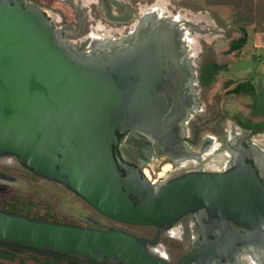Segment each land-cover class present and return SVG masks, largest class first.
<instances>
[{"label": "water", "instance_id": "obj_1", "mask_svg": "<svg viewBox=\"0 0 264 264\" xmlns=\"http://www.w3.org/2000/svg\"><path fill=\"white\" fill-rule=\"evenodd\" d=\"M110 1L126 12L115 15L101 0L107 18L140 23L119 42L102 38L105 51L85 52L65 37L73 25H55L35 2L0 0V155L15 156L115 221L165 229L185 213L206 208L212 226L223 232L176 264L229 261L241 249L264 255V180L258 165L263 149L240 141L232 169L191 172L159 185L114 150L117 132L133 130L159 140L167 136L161 126L167 105L158 90L174 44H184L180 24H192L187 18L175 22L167 16L164 21L147 18L140 11L134 15L125 1ZM67 2L76 9L79 34L80 6ZM250 157L254 163L247 161ZM0 179L15 177L0 172ZM196 219L202 224L201 216ZM0 241L126 264H167L148 251L147 243L155 240L120 228L36 220L1 209Z\"/></svg>", "mask_w": 264, "mask_h": 264}, {"label": "rangeland", "instance_id": "obj_2", "mask_svg": "<svg viewBox=\"0 0 264 264\" xmlns=\"http://www.w3.org/2000/svg\"><path fill=\"white\" fill-rule=\"evenodd\" d=\"M35 2L45 10H52L63 16L67 21H73L74 16L71 13L70 6L64 0H28ZM75 4L83 9L82 17L88 19L84 29L79 34H66L68 42L81 48V44H85L84 35L88 31L87 24L98 25L94 28V32L90 35L95 37H110L111 35H100L98 32H107L103 29H110V32L117 34L112 28L122 29L125 25L134 21L127 22L111 21L105 16L104 10L99 0H74ZM131 8L134 15H142L146 9L154 10L161 16L170 15V18L176 16V19H189L192 24L186 23V27L199 26L202 32L195 34V39L186 33L187 40L184 43L191 45L198 54L196 63L202 65L206 62H215L222 64L224 67L216 73L212 84L204 86L200 91L199 105L201 110L195 113L201 128L206 131L218 132L220 129L228 128L231 120L238 114L246 116L252 121L264 120V0H253L252 11H243L244 15H250L254 18L252 23L245 26L247 31V42L240 48L228 52L231 40L239 37L241 31L239 25L235 23L233 14L234 8L227 4H208L206 0H122ZM150 7V8H149ZM90 13L94 15V19L88 16ZM65 22L69 24V22ZM136 23V22H134ZM133 23V24H134ZM132 24V25H133ZM56 25V23H55ZM132 27V26H131ZM135 28V24L133 26ZM101 28V30H100ZM102 29L104 31H102ZM89 36V37H90ZM73 39L74 41H72ZM251 80L256 90V100L246 94H232L228 90L236 83ZM232 142V139H231ZM254 143L264 152V131L252 134L247 137L246 145ZM229 156L230 151H228ZM8 153L1 154L0 159L3 160ZM12 156L10 164L0 161V172L15 177L13 181L0 179V202L3 198L17 197L21 200H31L36 203L33 210L44 213L48 210L51 217L71 222L74 224L84 225L86 221H93L102 228H120L127 232L140 234L143 231L141 226L115 221L98 212L86 200L76 194L62 183L46 178L38 174L19 160ZM214 157L219 158L218 154ZM145 168H149L146 166ZM144 170V168H143ZM151 170L152 177L163 179L165 174L158 177V171H162L159 165ZM1 204V203H0ZM168 246V244H166ZM13 248V247H9ZM19 249V248H18ZM49 249V248H48ZM56 252V251H55ZM171 252L173 250L171 249ZM175 252V251H174ZM22 260H4L5 264H41L39 261L29 257L26 251L20 253ZM33 256L44 259L41 253H35ZM247 256V255H246ZM251 264V259L246 258ZM77 260L73 264H95L94 262H80ZM256 264H260L256 262Z\"/></svg>", "mask_w": 264, "mask_h": 264}, {"label": "flooded vegetation", "instance_id": "obj_3", "mask_svg": "<svg viewBox=\"0 0 264 264\" xmlns=\"http://www.w3.org/2000/svg\"><path fill=\"white\" fill-rule=\"evenodd\" d=\"M64 1L72 10L71 13L74 16L73 21H67L63 16L54 13L52 10L47 11L56 25L66 24V21L69 22L70 25H73L74 27L70 29L72 33L79 28L77 12L67 0ZM72 1L75 3L74 0ZM105 1L115 15H123L126 12L125 8L112 6L110 0ZM99 3L102 6L101 0H99ZM80 11L82 16L83 9L80 8ZM87 12H89L88 16L90 19H94V15L90 13V10ZM153 12L156 13L154 10ZM157 16H159V14H157ZM88 19L84 18L83 29ZM159 19L162 21L165 20L164 17H159ZM133 20L134 21L125 25L122 29H119L118 27L112 28L117 33L115 35L110 32L111 28L106 29L103 25L101 26L107 32L98 33L103 36L109 34L113 36L111 38L114 41L127 38L131 35L134 29L133 25L136 24L134 23L135 19ZM115 22L121 23L119 21ZM97 25L98 23L96 25H92L91 23L87 24L88 31L84 35L86 41L85 44L80 45V50L85 52H103L106 50L105 45L101 42L102 38L89 37L94 32V28H97ZM183 25L186 27V22H184ZM186 28L188 29V27ZM202 30L203 29L199 26H192V28L189 27L188 29L194 39L195 34L202 32ZM188 35L190 36V34ZM182 37V40L185 42L187 40L185 32ZM104 38L110 39V37ZM71 40L74 41L73 39ZM174 45L176 50H173L171 54L172 60L167 63L166 74L164 75L161 87L158 90V93L164 98L167 105V110L163 115L161 123L167 136L159 140L147 135H140L133 130H128L125 134L117 132L116 134L119 139L113 146L119 157L125 160L128 159L127 163L130 166L138 168L144 178H146L144 170L149 169L145 168L146 166H149L150 169H153L157 165H159L161 169L164 166H169V168L165 170L168 172L163 179H158L155 183H151L157 185L191 172H226L232 169L233 159L229 156L228 151L236 148L237 143L240 141L246 145L247 137L259 133L254 132L250 128L240 126L234 119L231 120V124L228 128L220 129L218 132H209L206 131V129L201 128L202 125L198 122V117H195V113L201 110L198 99L200 91L204 88V85L202 84V65L196 63L198 45L196 46V50L187 43ZM119 46L120 45L118 44L114 45V47ZM125 138H128V142H125ZM231 139L233 142H231ZM215 154H218L219 158L214 157ZM0 161L10 164L12 162V156L7 155L4 160L2 158ZM247 161L254 163V159L251 157L247 158ZM258 165L264 180V159L259 160ZM123 173H125V171H123ZM131 198L136 203L137 197L131 195ZM196 215L202 217V224L197 222ZM230 225L232 227H237L232 221H230ZM81 226L101 229L116 228H102L93 221H86V223ZM136 226H141L143 228L142 233H130L141 239L155 240V243H147V249L151 254L162 258L167 264H176L183 258V256L196 248H200L204 241L215 240L223 232V229L214 228L212 226L208 210L204 207L185 213L181 218L165 229H159L156 225ZM158 229L159 233L157 235ZM166 244H168V246H166ZM45 249L48 248L41 250ZM171 249L173 252H171ZM49 250L55 252L52 249ZM249 254L248 251L245 252L241 249L237 253V258L229 261L222 260L218 263L213 261V264H250V262L245 259V257L248 258L247 256ZM60 255L62 256V259L68 260L71 264L77 260L82 263L90 261L95 264H126L114 258L99 260L93 259L88 255ZM249 256H251V254ZM251 260L259 262L258 259Z\"/></svg>", "mask_w": 264, "mask_h": 264}, {"label": "trees", "instance_id": "obj_4", "mask_svg": "<svg viewBox=\"0 0 264 264\" xmlns=\"http://www.w3.org/2000/svg\"><path fill=\"white\" fill-rule=\"evenodd\" d=\"M208 4H227L231 5L234 8V20L235 23L239 25L241 35L233 40H231L228 48V52H232L240 47H242L247 42V31L245 26L252 23L254 18L250 15H244L243 11H252L253 0H206ZM224 66L215 62H206L202 64V84L204 86L212 84L216 73L221 70ZM228 93L232 94H246L250 95L256 100V90L255 86L251 80H246L236 83L232 88L228 90ZM234 120L240 126L250 128L254 132L264 131V120L262 121H252L242 114H238L234 117ZM0 209L14 214H21L26 217L36 219V220H45L51 222H58L64 224H74L71 222H66L60 220L56 217H51L48 214V210L44 213H41L37 210H33L36 203L31 200H21L17 197H8L3 198L0 202ZM9 247L19 248L27 252L29 257L39 261L41 264H71L68 260L62 259V256L58 252H53L49 249L41 250L32 248L30 246L16 243V242H7L0 241V264H5L4 260H22L20 253L11 251ZM41 252L45 258L42 260L38 257L33 256V254Z\"/></svg>", "mask_w": 264, "mask_h": 264}, {"label": "bare ground", "instance_id": "obj_5", "mask_svg": "<svg viewBox=\"0 0 264 264\" xmlns=\"http://www.w3.org/2000/svg\"><path fill=\"white\" fill-rule=\"evenodd\" d=\"M150 8V7H149ZM146 14V15H145ZM140 15V14H139ZM145 15V16H144ZM141 16H144V17H147V18H152V17H155V18H159V17H165V16H161V15H159V16H157V13H154L153 12V10H148V9H146V11H144V12H142V15ZM168 18H170L171 16L170 15H166ZM137 21V22H136ZM172 21H181V19H176V16L175 17H173L172 18ZM135 22H136V24H135V27H137L138 25H139V20H135ZM134 26V25H133ZM180 28H181V31H180V39L182 40V35H183V33L185 32V33H187V34H189L188 32H187V30H186V28L183 26V24H180ZM100 30H101V28H100ZM102 31H104L103 29H102ZM91 37V36H90ZM110 40V39H109ZM99 41V40H98ZM118 42L120 41V40H117ZM233 142V141H232ZM239 149H237V148H233V149H230L229 151H230V155L232 156V159L233 158H235V156H237L238 155V153H239V151H238ZM262 151V150H261ZM262 154H261V156H263V158H264V152L262 151L261 152ZM169 168V166H164L163 167V170H166V169H168ZM145 173L146 174H150V172L148 171V170H146L145 169ZM155 183V182H154ZM261 252V250H259V251H257V252H255L256 254H252V253H250L251 254V256H247L248 258H251V259H258L259 260V263L261 264V263H264V260H263V254L262 253H260ZM206 263L207 264H213L214 262L212 261H210V262H208V261H206ZM215 263H218V262H215Z\"/></svg>", "mask_w": 264, "mask_h": 264}, {"label": "built area", "instance_id": "obj_6", "mask_svg": "<svg viewBox=\"0 0 264 264\" xmlns=\"http://www.w3.org/2000/svg\"><path fill=\"white\" fill-rule=\"evenodd\" d=\"M147 169H148V168H147ZM148 170H149V169H148ZM152 171L154 172L153 169H152ZM149 172H150V174H146V173H145V170H144L145 177H146V179H147L150 183H153V182H155L156 180H158V178H155V179H154V178L152 177L151 170H149ZM165 173H166V171L163 170V168H162V171H158V177L164 175Z\"/></svg>", "mask_w": 264, "mask_h": 264}, {"label": "clouds", "instance_id": "obj_7", "mask_svg": "<svg viewBox=\"0 0 264 264\" xmlns=\"http://www.w3.org/2000/svg\"><path fill=\"white\" fill-rule=\"evenodd\" d=\"M251 264H256V261L255 260L251 261Z\"/></svg>", "mask_w": 264, "mask_h": 264}]
</instances>
